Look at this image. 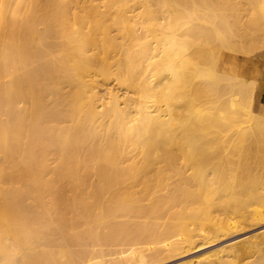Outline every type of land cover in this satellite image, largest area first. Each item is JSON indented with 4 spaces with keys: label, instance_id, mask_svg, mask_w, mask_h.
<instances>
[{
    "label": "bare ground",
    "instance_id": "obj_1",
    "mask_svg": "<svg viewBox=\"0 0 264 264\" xmlns=\"http://www.w3.org/2000/svg\"><path fill=\"white\" fill-rule=\"evenodd\" d=\"M95 2L0 0L1 264H105L106 248L76 251L79 242L121 246L116 264L142 262L144 246L156 257L191 244L188 220L209 227L216 205L240 222L264 218L262 203L240 210L260 202L255 146L264 159V121L237 129L257 81L256 68L246 79L257 37L237 26L246 9L233 0ZM248 4L264 38V0ZM110 80L126 99L101 95ZM173 176L181 184H167ZM170 215L178 222L162 230L153 221ZM229 231L226 222L211 228Z\"/></svg>",
    "mask_w": 264,
    "mask_h": 264
},
{
    "label": "rangeland",
    "instance_id": "obj_2",
    "mask_svg": "<svg viewBox=\"0 0 264 264\" xmlns=\"http://www.w3.org/2000/svg\"><path fill=\"white\" fill-rule=\"evenodd\" d=\"M95 1H97V2H95ZM95 1L92 0V3L94 4V2H95V4H98V3L101 4V3H103V1L105 2L106 0H99V1L95 0ZM233 2H235L239 5V6L236 5V7L238 6L237 7L238 9L241 10L244 7V9H246L245 11L247 12V13L244 11L241 12V15H239V17L243 18V19H241V21H240V18H238L240 24H238L239 23L238 22L237 26L239 25V28L241 26L242 33H243L244 28H245L244 30H246V29L247 30H253L252 32L255 33L254 36L257 37V40L255 41V43L253 42V48L255 49V51L257 53L252 54V61L253 62H252V65H249V67H247L249 75H246V79L250 78V76L252 75L253 69H255V68H256V72H257L256 77L258 79L260 64H261L262 59L264 58V40H263L264 38L259 35V32L257 30H254V29H256V25L253 23V17L256 18L258 15V12L256 11V4H252V5L248 6L249 5L248 0H233ZM244 4H245V6H243ZM251 8H253V9H251ZM246 14H247V16L249 15L250 17L245 16ZM244 17H245V19H244ZM247 18H248V20H247ZM249 20H251V21H249ZM249 22H250V24H249ZM243 23H246V24H243ZM252 23H253V25H252ZM241 31H239V32H241ZM261 38H262V40H261ZM240 57L244 58V55H241ZM100 84H102V85H100ZM100 84H98L99 87L101 86L99 89L101 91V95L105 99L111 97L114 94V92H116L115 94H117V95H120V94L125 95L124 92L126 91V88L124 86L114 85L116 83L111 82V80L106 81V83L104 82V83H100ZM103 84H106V85H103ZM109 90L112 93H110ZM253 90H254L253 96H252L251 100H248V102L246 103V104H248V106H245L248 109L245 107L240 108V110L238 109L237 119H238L239 123H238L237 129L238 128L239 129L250 128V127L254 128L253 123L249 122L251 117H254L256 119L260 118L261 121H264V84H262V81H256L253 84ZM126 98H127V95H125V99ZM228 109H230V107ZM226 112L229 113L230 110L226 109ZM239 112H240V114H239ZM261 155H262L261 154V147L255 146L254 147V160L252 162H253L254 179L257 180L258 183H256L257 184L256 188H255L256 191H254V194L256 196L257 192H258L257 195L260 193L262 194V192H263V194H262L263 197H260V195H261L260 194L259 197L256 198V200H259L260 202L257 201L255 204L248 206V208H246V209L245 208L240 209L241 211L243 210L242 213H246L249 215H251V212L253 214L256 211L261 210L259 207L261 205L260 203L264 204V184L260 183V181H259L260 179H264V167H262V166H264V159L262 158ZM186 174L190 175L191 171L190 170L187 171ZM213 178H214L213 176L208 177V180L212 181ZM167 184H169L170 186H174V185L181 184V182L179 181L178 176H173L167 180ZM226 184L227 183L221 184V185L215 184L214 188H216L218 186L224 187V186H226ZM260 184L261 185L263 184V185L260 186ZM182 185H183V183H182ZM257 187H258V189H257ZM223 192L224 191H218V192L212 191L209 194L212 198L216 199L218 196L217 194H222ZM107 196H109V195L107 194L104 196V200L107 199ZM260 198L262 200H260ZM26 200H28V199H26ZM26 202H27V204L29 202L32 209H34L33 204L31 205L32 202L30 200L26 201ZM215 203L218 204V202H215ZM258 204H260V205L257 206ZM258 207H259V209H258ZM232 209H233V207L227 208V211H229V212H227V211L222 210L221 207H218L216 205L211 210L210 219H211L212 223L209 227L201 226L198 222H196L194 220H188V222H187L188 223V229L194 235V238H193L191 244H183L175 250H171V249L168 250L167 248H163L162 252L156 257H151L150 256V254L152 253L151 249L148 246H144L142 248V253H143L142 256L145 255L147 257L144 258V260L142 262L141 261L139 262L138 260L133 259V260H130L127 264H264V218L262 220H257V221H248V222H242L241 221L240 222V220L238 219V217L236 215L230 213V211H232ZM247 209H248V211H247ZM145 221H148V220H145ZM153 221L158 222L161 230L164 229L165 227L173 224V223L178 222V220L173 215L167 216L161 220H153ZM221 222H226L231 227V231L225 232V233H213V232H211L212 225L218 226ZM36 228H38V227L30 228L29 230H25V231L23 230L24 233L22 234V237H21L22 239H20V240L24 239L23 236H25L27 234L31 235L32 233L36 232V230H35ZM80 229L82 230V228H80ZM75 230H72V231L74 232ZM81 230H79V228H78L75 232L78 231L77 233H81L82 232ZM83 231H85V229H83ZM26 232H28V233H26ZM73 232H69V233H73ZM28 235L25 237L26 238L30 237ZM6 242L7 241H5V244H6ZM9 243L10 242L8 241L7 244H9ZM76 244H78V243H74L72 245V247L75 246ZM83 244L79 242V244L76 245V247H75V249H77L76 251H78V249L80 251V250H83L85 248V249L92 250L91 252H94V251L96 252V251H98L97 249H99V247L101 248V246H102L101 249H103V248L104 249L106 248V249L104 250L103 255H100L101 260H104L105 264H107V262H108V264H116L115 257L111 251H113L114 249L115 250L121 249V246L109 245V247H107L108 244L99 245L96 243L95 244L94 243H91V244L88 243V244H84L85 245L84 246ZM260 244H262L260 247H253L251 252H249L248 254H242V255L240 254L236 257L232 256L233 255V247L245 248V247H249V245H260ZM82 245L84 247H82ZM104 245H107V246H104ZM162 245H164V244H162ZM77 246L79 248H77ZM110 247H112V248H110ZM80 248H82V249H80ZM107 249H108V251H107ZM60 250L66 251V249H63V248H61ZM104 255H106V256H104ZM77 257H78V255H77ZM0 259H1V257H0ZM98 259H99V256L95 260L98 261ZM114 261H115V263H114ZM1 263L2 262L0 260V264Z\"/></svg>",
    "mask_w": 264,
    "mask_h": 264
},
{
    "label": "crops",
    "instance_id": "obj_3",
    "mask_svg": "<svg viewBox=\"0 0 264 264\" xmlns=\"http://www.w3.org/2000/svg\"><path fill=\"white\" fill-rule=\"evenodd\" d=\"M257 81H262V84H264V58L262 59L260 64L259 77Z\"/></svg>",
    "mask_w": 264,
    "mask_h": 264
}]
</instances>
